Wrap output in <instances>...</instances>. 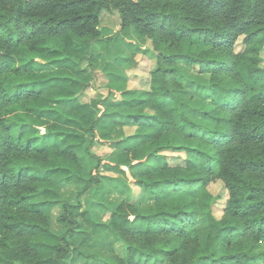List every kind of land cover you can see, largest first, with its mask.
<instances>
[{
	"label": "trees",
	"instance_id": "obj_1",
	"mask_svg": "<svg viewBox=\"0 0 264 264\" xmlns=\"http://www.w3.org/2000/svg\"><path fill=\"white\" fill-rule=\"evenodd\" d=\"M105 13L120 16L116 39L155 53L121 114L102 111L101 94L82 101L111 45ZM263 53L264 0H0V264H264ZM188 72L209 76L203 111L185 96ZM97 145L113 148L109 160ZM103 179L131 198L85 209ZM216 182L228 193L220 218Z\"/></svg>",
	"mask_w": 264,
	"mask_h": 264
},
{
	"label": "rangeland",
	"instance_id": "obj_2",
	"mask_svg": "<svg viewBox=\"0 0 264 264\" xmlns=\"http://www.w3.org/2000/svg\"><path fill=\"white\" fill-rule=\"evenodd\" d=\"M121 29V20L118 13H105L102 17V22L100 26V31L104 39H108L111 42L110 47L108 48V52L105 59L111 58L113 65H116V68L119 64H122L125 61V65L121 67L122 74L129 76V84L127 86V90H139L145 89L148 87L149 83V73L152 68L155 66V53L152 51L151 43L146 42L144 39H139V50L140 51L136 57L137 66L133 69H126L127 60L131 59L136 47L128 46L124 42L119 39H116V35L120 32ZM114 37V38H112ZM111 38V39H110ZM116 39V40H114ZM138 43V42H137ZM244 47L242 44V39L239 41V44L236 47V52L239 53L243 51ZM137 50V49H136ZM264 57V53H263ZM106 77L100 72H96L95 80L92 86L85 91V95L82 98L83 102H89L96 95L102 93L104 95L108 94V90L106 88ZM181 82L188 85V88L185 90L186 98L196 107V109H200V111L205 110L209 106V98L210 94L204 90L206 84L210 81L209 76L203 75L200 76L195 72H188L187 77L184 79H180ZM189 83L196 84L199 86L191 87ZM194 101V102H193ZM135 132V128L126 129L127 135H131ZM94 153L103 159H107L108 155L111 153L112 149L109 145H97L93 149ZM169 161L171 163H176V158L179 157L177 154H166ZM105 175H115L110 172H104ZM210 192L215 197L214 203V211L216 217L220 218L222 216V211L225 207L228 193L224 187L222 182H216L209 187ZM137 192V190H134ZM155 204L153 201H149L147 205H142L141 210L145 214H151L154 209ZM56 210V209H55ZM53 211L51 224L55 229H58L56 219L59 216V213ZM105 212H101L100 219L104 218ZM206 236V229L204 224L199 225V238L202 240ZM125 246L117 242L115 239H111L110 241V251L111 253H118L120 255L125 251ZM84 264V262H82Z\"/></svg>",
	"mask_w": 264,
	"mask_h": 264
},
{
	"label": "crops",
	"instance_id": "obj_3",
	"mask_svg": "<svg viewBox=\"0 0 264 264\" xmlns=\"http://www.w3.org/2000/svg\"><path fill=\"white\" fill-rule=\"evenodd\" d=\"M121 41L127 44L128 46H135L136 49H139V39L136 37H132L129 39H123L121 38ZM138 42V43H137ZM139 44V45H138ZM110 47V46H109ZM111 48V47H110ZM136 49L134 53L136 52ZM138 51V50H137ZM125 65V61L122 64H119L116 68V65H113L112 60L109 56V58L104 60H99L98 68L96 72L100 71L106 78V88L108 90V94L104 95L105 103L101 107L102 111H105V109L109 110L110 113L115 112L116 109L119 110V114L126 113L128 110L124 107H118V105L122 104L123 101H126L129 99V95L126 94L128 92L126 84L122 82V80L119 81V87L118 84L116 85L113 81L114 76H123L121 67ZM120 120V117H119ZM122 139V132L120 128H117L113 135V143H116ZM110 146V145H109ZM111 147V146H110ZM111 155L113 153V148L111 147ZM109 156L106 160H109ZM79 188L76 186L65 188L64 193L65 195L70 198L72 196H75L77 192H79ZM132 194V190L128 187H126L124 184L117 180H111V179H103L102 184L100 188L98 189V192L95 189H90L87 192H85L81 198L84 208L85 209H94L98 203H100L101 200H105L107 202H110V200H116V198L121 199H130ZM109 198V199H107ZM97 211H99L97 209ZM56 213L60 214V208H56ZM101 216V212L99 211V218Z\"/></svg>",
	"mask_w": 264,
	"mask_h": 264
}]
</instances>
